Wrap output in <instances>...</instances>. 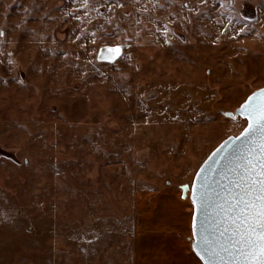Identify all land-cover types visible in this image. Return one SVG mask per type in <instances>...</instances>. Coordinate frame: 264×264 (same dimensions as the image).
<instances>
[{"label":"rangeland","instance_id":"rangeland-1","mask_svg":"<svg viewBox=\"0 0 264 264\" xmlns=\"http://www.w3.org/2000/svg\"><path fill=\"white\" fill-rule=\"evenodd\" d=\"M262 86L264 0H0V264H135Z\"/></svg>","mask_w":264,"mask_h":264},{"label":"snow or ice","instance_id":"snow-or-ice-1","mask_svg":"<svg viewBox=\"0 0 264 264\" xmlns=\"http://www.w3.org/2000/svg\"><path fill=\"white\" fill-rule=\"evenodd\" d=\"M103 51L115 56L120 48ZM242 108L252 122L243 133L242 143L247 144L238 179L231 181V187L224 186L228 195L217 205L223 213L215 230L219 239L214 243L205 236L202 245H196L208 257L206 264H264V91ZM221 195L217 193L218 198ZM199 203L201 211L210 207L204 195L199 196Z\"/></svg>","mask_w":264,"mask_h":264},{"label":"water","instance_id":"water-1","mask_svg":"<svg viewBox=\"0 0 264 264\" xmlns=\"http://www.w3.org/2000/svg\"><path fill=\"white\" fill-rule=\"evenodd\" d=\"M120 48L118 55H110L108 52L103 51L106 49ZM123 52L121 44H105L98 52V59L105 61L116 60ZM264 91V86L259 87L252 91L247 98L235 109V111H224L230 117L236 118L241 116L247 120L246 126L238 134L229 135L224 138L204 159L195 173L192 184L185 183L181 185L182 198H186L190 190V198L193 202V215H192V247L196 255L200 258L203 264L208 260L207 256L200 251L197 244L203 243V238H208L214 243L219 239V234L215 231L218 224L221 223L223 213L218 204L224 202L227 193L224 191V186L231 187V181L238 179L237 170L240 168L241 160L245 154L247 141L244 140L243 133L247 130L248 124L252 122L251 117L244 112L242 106L247 104L250 98H256ZM239 146V148L237 147ZM198 190L196 194L194 191ZM217 193L222 195L218 198ZM204 195L209 201L210 207L206 211H201L199 196ZM215 221V222H214ZM226 226V225H225ZM208 229V231H205ZM222 242V241H221ZM219 251V248H217ZM221 255L227 259V254L221 252ZM201 256H204L201 259Z\"/></svg>","mask_w":264,"mask_h":264},{"label":"crops","instance_id":"crops-1","mask_svg":"<svg viewBox=\"0 0 264 264\" xmlns=\"http://www.w3.org/2000/svg\"><path fill=\"white\" fill-rule=\"evenodd\" d=\"M155 198L154 216L140 219L134 237L135 264H203L187 234L188 201L175 191H164Z\"/></svg>","mask_w":264,"mask_h":264},{"label":"flooded vegetation","instance_id":"flooded-vegetation-1","mask_svg":"<svg viewBox=\"0 0 264 264\" xmlns=\"http://www.w3.org/2000/svg\"><path fill=\"white\" fill-rule=\"evenodd\" d=\"M110 45H113V44H110ZM97 57H98V55H97ZM101 61H105V60H101ZM108 62H112V61H108Z\"/></svg>","mask_w":264,"mask_h":264}]
</instances>
